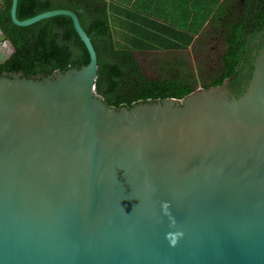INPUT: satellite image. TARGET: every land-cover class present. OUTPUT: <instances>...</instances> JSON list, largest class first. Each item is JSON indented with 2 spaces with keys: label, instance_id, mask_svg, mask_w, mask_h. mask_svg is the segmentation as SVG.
<instances>
[{
  "label": "water",
  "instance_id": "95a60500",
  "mask_svg": "<svg viewBox=\"0 0 264 264\" xmlns=\"http://www.w3.org/2000/svg\"><path fill=\"white\" fill-rule=\"evenodd\" d=\"M0 75V264H264V47L244 95L108 106L98 57ZM175 241V243H173Z\"/></svg>",
  "mask_w": 264,
  "mask_h": 264
},
{
  "label": "trees",
  "instance_id": "16d2710c",
  "mask_svg": "<svg viewBox=\"0 0 264 264\" xmlns=\"http://www.w3.org/2000/svg\"><path fill=\"white\" fill-rule=\"evenodd\" d=\"M165 1L152 0L156 8L151 16L143 12V0H136L130 10L131 3L120 0H18L17 17L74 11L97 53L96 92L116 109L183 99L199 88L226 82L230 98L244 95L264 47V0H186V27L180 28L158 12ZM11 6L12 0L0 6V33L13 47L0 63V75L23 73L36 79L89 64V52L70 17L20 27L12 21ZM184 51L186 58L179 54ZM149 53L157 55L156 77L144 72L138 58ZM215 53L217 59L207 65ZM192 57L197 58L196 67Z\"/></svg>",
  "mask_w": 264,
  "mask_h": 264
},
{
  "label": "crops",
  "instance_id": "0c3cea01",
  "mask_svg": "<svg viewBox=\"0 0 264 264\" xmlns=\"http://www.w3.org/2000/svg\"><path fill=\"white\" fill-rule=\"evenodd\" d=\"M123 3H129L130 0H120ZM136 0H132L131 5L127 7L129 10L132 9V5L135 4ZM143 12L152 14L155 12V4L152 0H143ZM182 9V14L180 10ZM162 17L167 18L170 22L174 23L177 27H186V0H166L158 10ZM180 14V15H179Z\"/></svg>",
  "mask_w": 264,
  "mask_h": 264
},
{
  "label": "rangeland",
  "instance_id": "374dc122",
  "mask_svg": "<svg viewBox=\"0 0 264 264\" xmlns=\"http://www.w3.org/2000/svg\"><path fill=\"white\" fill-rule=\"evenodd\" d=\"M3 0H0V6L2 5ZM13 52V47L12 45L9 43V41H7L6 39H3L0 33V63L4 62L6 59H8V57L12 54ZM164 54H158V56H166ZM182 54L185 58H186V51H184ZM154 56L157 55H153L152 53L146 54L144 57L141 55H138L139 61L142 64L143 70L144 72L150 76V77H156L157 75V64H155L156 58ZM191 59V63L193 65V67L197 66V58L192 57ZM215 59H217V53L213 54V56L209 57V61L207 65H210L211 63L215 62Z\"/></svg>",
  "mask_w": 264,
  "mask_h": 264
},
{
  "label": "flooded vegetation",
  "instance_id": "af4514ba",
  "mask_svg": "<svg viewBox=\"0 0 264 264\" xmlns=\"http://www.w3.org/2000/svg\"><path fill=\"white\" fill-rule=\"evenodd\" d=\"M225 89H226L227 93H228V94H230V92H229V90H228L227 86L225 87Z\"/></svg>",
  "mask_w": 264,
  "mask_h": 264
},
{
  "label": "clouds",
  "instance_id": "9594fccd",
  "mask_svg": "<svg viewBox=\"0 0 264 264\" xmlns=\"http://www.w3.org/2000/svg\"><path fill=\"white\" fill-rule=\"evenodd\" d=\"M173 243H175V241H173Z\"/></svg>",
  "mask_w": 264,
  "mask_h": 264
}]
</instances>
